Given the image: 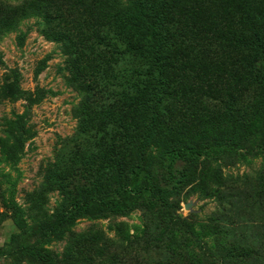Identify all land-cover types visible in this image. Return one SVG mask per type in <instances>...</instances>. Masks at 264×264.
<instances>
[{
	"label": "rangeland",
	"instance_id": "1",
	"mask_svg": "<svg viewBox=\"0 0 264 264\" xmlns=\"http://www.w3.org/2000/svg\"><path fill=\"white\" fill-rule=\"evenodd\" d=\"M26 1L0 0V12ZM178 1L168 22L175 31L180 21L184 38L167 51L166 89L152 86L156 116L148 112L143 130L131 115L151 84L141 75L147 54L121 56L114 74L127 87L86 102L44 19L0 33V172L13 178L0 177V264H264V0H207L191 14ZM133 25L146 26L142 18ZM17 115L29 135L19 125L9 133ZM184 146L205 155L174 158ZM114 165L126 178L108 198L137 192L141 181L157 194H136L125 213L81 215L44 240L56 216L83 202L93 180L105 183ZM219 224L226 234L214 233Z\"/></svg>",
	"mask_w": 264,
	"mask_h": 264
},
{
	"label": "trees",
	"instance_id": "2",
	"mask_svg": "<svg viewBox=\"0 0 264 264\" xmlns=\"http://www.w3.org/2000/svg\"><path fill=\"white\" fill-rule=\"evenodd\" d=\"M130 2V5L125 7L121 0H72L70 5L62 8L53 6L52 0H29L22 5L11 7V10L6 13H3L4 10L0 12V33L8 32L12 28L16 29L21 20L27 18L39 19L41 17L44 19L52 29L48 33L49 38L62 44L68 75L71 76V82L76 89L84 95L86 102L97 92L109 91L111 87H127L114 74L115 66L118 65L121 56L131 51H142L147 54L148 67L141 75L146 77L151 84L141 92L140 97L145 103L142 110L139 111L140 113L137 111V114L131 115L132 119L138 123L137 130H143L148 125L145 120L148 119L149 113L152 117L156 116V113L152 111V97L157 94L151 92L152 86L156 92L166 89L162 78L167 51L178 38L179 40L184 38V34L179 28L180 21L177 22L178 29L175 31L168 22V13L175 8L173 0H164L161 3H156L155 0H132ZM177 2L179 3L178 0ZM180 3H183L184 14H191L195 9L203 11L205 7L202 6L208 1L180 0ZM136 18L144 20L146 26L143 29L133 25ZM191 26L193 27L192 23ZM262 49L264 55L263 40ZM262 72H264L263 57ZM187 90H190L187 86L180 87V92ZM112 97L115 99L119 96L112 93ZM120 98L122 99L123 96ZM120 98L116 100L120 101ZM24 120L23 115H17L14 120H9V133L15 132V127L19 125L20 134L23 137L29 135L33 128L30 125L26 126ZM246 126L248 129L255 127L254 123H239L237 128L244 129ZM140 134H142L141 131L136 133L135 137L138 138ZM262 134H264L263 127ZM204 155L205 152L201 149L184 146L175 152L174 158L183 159ZM91 160L93 157L87 162ZM123 166L114 165L105 183L93 180L94 186L88 189L89 196L83 202L74 203L68 210L58 214L56 220L49 224L48 230L44 232V240L63 230L69 222L81 215L101 216L106 213H125L135 207L136 194H157V191L146 181H141L136 185L139 188L137 192L126 187L117 192L118 195L108 198V193L114 191L119 179L126 178V167ZM0 177L4 184L9 185L13 181L12 175L8 172L1 171ZM17 224L21 229L26 228V223L21 217H18ZM212 229L216 235L227 232L221 225L212 227ZM201 233L200 231L197 234L201 235Z\"/></svg>",
	"mask_w": 264,
	"mask_h": 264
},
{
	"label": "water",
	"instance_id": "3",
	"mask_svg": "<svg viewBox=\"0 0 264 264\" xmlns=\"http://www.w3.org/2000/svg\"><path fill=\"white\" fill-rule=\"evenodd\" d=\"M186 208H189V206H187Z\"/></svg>",
	"mask_w": 264,
	"mask_h": 264
}]
</instances>
